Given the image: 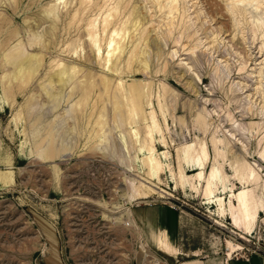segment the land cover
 <instances>
[{
    "label": "rangeland",
    "instance_id": "374dc122",
    "mask_svg": "<svg viewBox=\"0 0 264 264\" xmlns=\"http://www.w3.org/2000/svg\"><path fill=\"white\" fill-rule=\"evenodd\" d=\"M16 1L0 0V17L4 18L6 16V21H3L5 18H0V25L3 26H0V41L2 42L11 31L13 32L12 38L16 36L15 40L13 39L14 41L10 39V42H7V44L11 45L7 46L8 48L14 47L20 41L25 42L32 36V32L33 34L36 33L37 36H42L43 42L46 38H49L47 36H50L51 31L47 30L52 25L51 17L48 15L49 10L45 11L44 9H47L48 5L52 6L53 3H57V5L54 4V6H57V20L59 19V25L56 22L58 30L56 34L60 33V35L55 37V46H52V44L46 50L48 53L45 55L44 64L41 70L38 71L39 73L33 77V80L30 81L31 83L23 84L26 86H21L22 88H19L14 83L13 86L8 82L6 73H8L10 65L2 61V56L4 57L3 53L5 54L9 49L6 45L2 46L3 50L2 48L0 49L2 51L0 53V64L5 63L4 66L0 65V264H140L141 250L139 246L143 242L146 243V249L150 254L164 261L163 257L168 258L169 256L156 248L152 240V232H156V229L161 224L166 226V228L168 227L171 237L188 256H194L192 255L194 250L199 252L198 255L209 254L212 258L227 259V250L223 240L230 238L245 245L240 254L235 255L232 259H245L247 255L250 257L259 255L264 258V213L260 214L261 217H259L257 222L255 233L252 234L250 241L247 242L232 232L227 219L224 220L225 226L218 225L213 219L214 216L209 214L206 205L202 203L201 196L191 191L175 190L172 191L174 197L167 196L166 198H160L158 195L152 194L149 198L140 202H129L121 196L122 189L128 191V186L138 185L139 182L171 192L170 188L173 185L169 182V168L177 171L176 149L184 142L194 139L193 137H201V135L194 134L195 130L193 129L192 120L194 117L190 113L195 110V107H192L194 103H197L196 107L199 110L209 111L212 115L215 110L221 114L231 110L235 117L239 118V105L240 102L246 101L245 96L255 95L254 97H257L258 94L253 90L254 85L256 86L255 78L253 75L250 76L249 73L251 70H257L261 66L260 62L264 60V49L260 50L262 42L260 31L257 29V24L261 21L264 22V0H255L247 7L245 14L232 13V0H177V13L179 12V24L178 22L177 24L180 26L178 27L177 25L178 29H175L172 39L160 37L162 44L161 55L151 54L150 65L146 69V73L133 75L123 71L122 76L110 70L107 66L108 64L103 66L104 60L101 58L106 34L101 27L103 26L104 16L110 11V13L114 14L120 12V17L113 19L112 14L109 16V19L112 17V27L114 28L119 25L121 27L124 24L128 17L127 9L134 5L139 6V9L147 15L152 13V18L155 22L161 19L162 13H164L163 8L158 10V6L154 5V3L152 4L150 0H130L126 10L120 6V8L118 7L117 0H85L83 3H80V0H61L59 4L55 0ZM16 3L17 6L15 5ZM147 10L150 12L147 13ZM42 11L44 14L41 13ZM75 11H78V15L72 19V14ZM5 13L7 15L4 16ZM27 15L28 17H26ZM40 15L44 17L45 21L37 25ZM27 18L29 24H26L28 23ZM26 20L27 22H25ZM89 20H95L94 27H92L98 36L95 43L96 46L101 44L102 49L100 48L99 50L101 54L98 57L100 59L92 58V52L88 46L89 35L86 34L85 27H87L86 22H89ZM2 21L5 22V25L8 24L5 26L1 24ZM11 21L17 26V29L10 23ZM69 21L75 27L69 26ZM147 23H149L148 26L146 25L147 27L152 25L150 21ZM28 26L31 30L26 29ZM187 27L189 29L188 31L186 30V33L190 32V36H192L193 31H196L195 34L193 32L194 37L190 38L189 43L198 44L197 48L199 49L196 50L199 56L198 62L193 61V55L192 52H189V47L185 49L187 46L183 48L180 44L175 45L173 43V38L177 37V35L180 36L181 33L183 34ZM13 28L17 31L14 32ZM29 32L30 34H28ZM154 33L151 32V34ZM214 33H217L216 40H213ZM187 34L183 35L186 36ZM20 36L22 38H18ZM68 43L69 46L76 45L73 47L68 46V49ZM30 47L32 52L39 51V45ZM54 47L55 49H53ZM74 47L75 53L72 52ZM132 47L133 45L131 46L128 43L126 51ZM50 51L52 52L49 53ZM126 51L122 54L123 61L120 63L121 66L124 65V61L129 57L130 51ZM71 53H73L72 56L70 55ZM85 54L90 55V60L88 59L87 63H84L87 59ZM57 55L63 58L62 61L66 59L65 62L74 60L78 63H76L77 66L82 68L84 66V70L82 69L81 72L86 71L89 67L88 71H92L88 76L95 78L94 81L100 80L102 78H99L101 75H108L117 78L121 77L124 84L130 83L132 80L152 82V104L145 105V107H147V113L152 109L157 111L160 118V126L162 127V131L154 133L156 143L152 142L155 147L154 153L162 161L164 168L160 176V182H158V179L152 180L146 175L144 158L149 154L148 150H142L143 153L138 151L139 143L144 138V127L139 130L141 133L139 132L140 135L139 133L137 135L138 140L133 138L135 136L132 132L131 139L130 136L128 138L130 126L132 125L135 128V124L130 125L128 122L122 124L120 120L119 122H114L111 119L113 110L110 107V103L106 101L105 104H101L102 106L105 105V107L100 105L96 109L91 108L96 96H91L82 107L80 105L76 106L74 100L67 102L65 99L67 98L66 95L69 94L67 93L69 89L67 87L72 83L69 82L70 84L67 83L65 87L67 89L63 88L64 94L60 99L59 107H53V102L48 98L47 94L43 93L44 90L39 86L42 84L41 81L43 82L47 77L44 74H47L48 70L50 72L53 68L49 65H54L58 61L56 59H59ZM101 60L103 62H99ZM218 63L224 66L223 73L227 74L221 80L215 73V66ZM241 63L246 66L243 70H239ZM90 64L92 65L91 67ZM197 74L200 79H198ZM179 75H181V80L177 78ZM192 75L196 79V93L190 91L184 84ZM83 79L81 78L80 80ZM77 80V83H79V78ZM3 83L7 84L3 85ZM162 84H166L173 91L169 95H178L175 98H168L171 103L173 102L179 107L171 111V113L169 109L164 110V115L167 118L166 123L163 122L164 120L160 116V109L157 103L160 101L163 105L166 104V99L163 96L165 91L162 88ZM74 85L78 84L74 83ZM74 85L72 83V86ZM5 86L15 89L16 92L14 90L10 91V89L7 90ZM23 87L26 90H20L24 89ZM4 89L8 93L11 92V95H9L10 93L7 94ZM78 89L80 90V86ZM79 90L77 91L79 92ZM18 93L20 94L18 95ZM94 94L105 95L103 91L98 89L92 95ZM194 95L199 96L195 98ZM8 97L9 101L6 99ZM27 98H31L28 101L29 105L26 104L28 103ZM31 103L33 105L29 109L28 107ZM184 103H186L185 107L182 106ZM191 104L192 109L190 107ZM261 104H259L258 98L255 102V108ZM86 106H89L88 109H86ZM90 108L94 113L99 112V109L108 113L107 122L104 126L105 132H100H104L102 140L98 138L91 142L89 139L90 124H88V119H86L88 118L86 112L89 113ZM84 110L85 113L83 114ZM71 111L73 112L71 113ZM26 113L28 116H25ZM76 113L79 117H77ZM39 115H42L41 118ZM181 115L185 118L183 122L176 120ZM213 116L212 122L214 123L212 128L218 122L217 116ZM33 117L34 119H32ZM52 118H55V121ZM250 121L256 122L259 119L251 116L246 122ZM49 123H51V126ZM227 123V120L224 119V125ZM73 125L75 127L70 130ZM49 127L55 129V131L53 130L54 137H57L56 139L54 138L56 142L52 143L55 148L52 146L50 148L52 147V152L59 155L51 159L41 160L37 158V153L39 152L37 143ZM122 133L126 136L124 137L127 141H125V146L120 141L119 134ZM160 134L164 135L163 137L167 142L164 146L158 143ZM105 137L107 138L104 139ZM140 137L143 138L140 139ZM260 148L259 138H257L251 146L252 155L256 156ZM103 149L115 154L118 152V155L123 153L125 167L129 168V171L126 172L108 156L99 152ZM162 152H167L166 159L161 155ZM249 159L252 160L251 158ZM1 174H4V177ZM5 177L7 178L6 180L4 179ZM123 178H128L126 179L127 184H123ZM103 202H116L117 204L130 207L137 225L128 226L121 223H112L110 220L105 219L102 216V211L103 208L107 209V206H104ZM241 254L244 255L242 256ZM168 260L169 264L175 263V258L173 257Z\"/></svg>",
    "mask_w": 264,
    "mask_h": 264
},
{
    "label": "bare ground",
    "instance_id": "6f19581e",
    "mask_svg": "<svg viewBox=\"0 0 264 264\" xmlns=\"http://www.w3.org/2000/svg\"><path fill=\"white\" fill-rule=\"evenodd\" d=\"M254 1L255 0H232L231 1L232 13L235 12L236 14H245L247 12V7L249 5H251ZM55 2H58V4H59L61 2V0H55ZM83 2H85V0H80V3H83ZM129 2H130V0H117V5H118V7L120 6L121 8L126 10L128 5H129ZM150 2L152 4L154 3V5H157L159 8L158 10H161L162 8L164 10V13H162L163 15H162L161 19L158 20L157 22H155L153 20L152 13L147 15L146 13H143L139 9V6L134 5L131 8H128L129 10L127 9L128 17L124 21V24L121 27L119 25L118 27L115 26L113 28L112 27L113 20H112V17H111V19H109V16H110V14H112L113 19H114L115 17L119 16L120 12L118 14L110 13L111 11L107 14L105 13L106 15L103 18V26L101 27L102 31H104L106 34L104 37L105 38L104 49L101 48V44H98L97 46L95 44L97 42V38H98V36L95 33V30L93 28L95 20H89V22L87 21L86 22L87 27H85V32L87 35H89L88 36V46L90 48V51L92 52V56H93L92 58H98L100 56L101 53H99V50L101 48L102 49V58L101 59H103L104 62L102 60L99 62H103V66L108 64L107 66L110 70H112L116 73H119L120 75L123 73V71H125L127 73L128 72L132 73L133 75H137L139 73H143V74L146 73V71H147L146 69L150 65L151 56H152L151 54H156V55L160 56L162 53L161 52L162 51V44H161V38L160 37L162 36L166 39H169V38L172 39L175 29H178V27L180 26V25H178L179 24V22H178L179 12L177 13V11H178L177 0H150ZM54 4L55 3H53L52 6L48 5L49 8L46 6L47 9L46 8L44 9L45 11L49 10L48 15L51 17V24H52L50 26L49 30H47V31H51V34H50V36H47L49 38H46V40L44 42L42 41L43 38L41 39L42 36L41 37L37 36L36 33L33 34V32L31 31L32 36L30 35L31 37L28 38V40H26L27 42L26 41L23 42V41L19 40L20 43L16 44L12 48H10V47L8 48L7 46H11V45L7 44V42L10 39L13 40L16 37L14 34L15 37L12 38L13 32L12 31L10 32V30H9L10 34L7 35V33H5L7 35L6 38L2 42L0 41V49L2 48L3 45H6V47L9 49V51H8V49H6L8 52H5V54L3 53L4 57L2 56V59H3L2 61H4L5 63H8L10 65L9 71L6 70V71H8V73H6L8 75L7 80L10 84L13 85V83H14L15 85H18L19 88H22L21 86L25 87L27 85L26 83L33 80V77H35V75L37 73H39L38 71L41 70V67L44 64L45 55H46V53H48L46 50L49 47H51L52 44H53L52 46H55L54 45V42H55L54 40H56L55 37L59 36L60 33L58 35L56 34V32H58L56 22H58V25H59V19L57 20V16H56L57 6H54ZM15 5L17 6V3ZM55 5H57V3ZM150 6H152V5H150ZM119 8H118V10H119ZM12 11H13V9H12ZM43 11L41 13H43ZM148 12H150V11L147 10V13ZM1 14H2V12H1ZM79 14H80V11H79ZM5 15H7V14L5 13L4 16ZM14 15L16 16V14H14ZM76 15H78V11H75V13L72 14L71 18L74 19ZM26 17H28V15ZM0 18L4 19L3 17H0ZM8 18H9V16H8ZM47 18H49V17H47ZM122 19H124V18H122ZM27 20H28V18H27ZM27 20L25 22H27ZM3 21H6V18ZM3 21L1 22V24L5 23ZM38 21L39 22H37V25H40L45 21V19H44V17H42L40 15ZM149 21L152 22L151 23L152 25L150 27H147L149 25V23H147V22H149ZM7 22H9V21H7ZM76 22H77V19H76ZM177 22H178V24H177ZM10 23H12V21ZM14 23H15V21H14ZM69 23H70L69 26L74 25V24H71L72 23L71 21H69ZM26 24H29V20H28V23H26ZM177 25H178V27H177ZM23 26H25V25H23ZM1 27H3V26H1ZM16 27L17 26H15V29H17ZM73 27H75V26H73ZM26 29H30L29 26ZM188 29H189V27H187L185 29L183 34H187L186 32L188 31ZM257 29L260 31V36H261V41H262L261 46H260V50H262V49H264V22L261 21L260 23H258ZM12 30H14V28ZM20 30H21V28H20ZM16 31L14 30V32H16ZM151 32H155V33L151 34ZM193 32L191 34L192 36H193ZM195 32H194V34H195ZM0 33H1V28H0ZM28 34H30V32ZM48 34H49V32H48ZM183 34L181 33L180 36L177 35V37L174 36L175 38H173V43L175 45L180 44L183 48L185 46H187V47H185V49H188V47H189V49H190L189 52H192V55H193L192 56L193 61L198 62L199 56L196 53V50L199 49V48H197L198 44L197 43L192 44V42H191L192 46H190L191 44L189 43V41H190V38L192 37V36H190V32H188V34L186 36ZM126 36H127V38H126ZM216 37H217V33L216 34L214 33L213 40L214 39L216 40ZM18 38H22V37L20 36ZM125 39L127 40L126 42H125ZM17 40H16V42H17ZM58 42H57V44H58ZM128 43L131 46L133 45V47L130 50L127 49L128 52L130 51V54L128 55L129 57L127 58L126 61H124L125 63L123 62L124 65L121 66L120 63H121V61H123L122 54L125 53L126 48L128 47ZM34 45H39V47H38L39 51L32 52V50H30V48H31L30 46H34ZM74 45H76V44H73V46ZM68 46H69V43L67 45V48H68ZM73 46H69V47H73ZM4 48H5V46H4ZM53 49H55V47ZM2 50H3V48H2ZM1 52L2 51H0V53ZM51 52L52 51H50L49 53H51ZM72 52L75 53V47H74ZM104 52H105V55H104ZM59 53H60V51H59ZM73 53H71L70 55L72 56ZM89 56H90L89 54H87L86 57L84 56L85 58H87L84 61V63H87L86 61L88 59L90 60ZM56 59L58 61H56V63L54 65L52 64L53 66L49 65V66H51V68L52 67L53 68L51 69L50 72L48 70L50 68L47 69L49 73L47 72L48 75L44 74L47 77L45 78V80L43 82L41 81L42 84L39 86V87H42V89L45 91L44 92L42 90L43 93L47 94L48 98L51 99V101L53 102V104H54L53 107L54 108H56L55 106L59 107L60 99H61V97H63V94H64L63 88L65 89V87L67 86V83H69V82H72L73 85H74V83L78 84V85L72 86V83H71V85L67 87L70 89V90L69 89L67 90V93H69V94L66 95L67 98H65L67 100V102H71L72 100H74V104L76 106L80 105V107H82L83 105H85L88 102V99L91 96L92 97L96 96L94 98L95 100L93 101L91 108L96 109V108L100 107L101 104H103V103L105 104L106 101L108 103H110V107L113 110L112 111V118L111 117L110 118L114 122L115 121L119 122V120H120V121H122V124H126V122H128V124H130V125L135 124V126H136L135 128H133L132 125L130 126V130H129L130 132H129V134L127 133L128 135L126 134L128 136V138L130 136V139H131L132 133H133V135L135 136L133 138L137 139V137H138L137 135L140 132L139 131L140 128L143 129V127H144V129H143L144 130V135H143L144 138L142 137L143 140H142V142L139 143L138 151H142L144 149L148 150L149 154L144 158V165H145L146 172H147L146 175H148V178H150L152 180L158 179V182H160L161 181L160 176H161L164 168L162 165V161L159 158H157L155 153H154L155 147L152 145V142L156 141L154 138L155 137L154 133L155 132L159 133L160 131H162L161 130L162 127L160 126V122H159L160 118L158 116L159 114L157 113V111L152 109V110H150V112L148 111V113H147L146 112L147 107H145V105H151L152 104V97H151V93H152L151 84H152V82H148V81L143 82L142 80H132L130 83L124 84L123 83L124 81L121 79V77L117 78V77L108 76V75H105V76L101 75L99 77V78L102 77L100 80L94 81L95 78L93 79V78H90L88 76L89 73L92 71V70L88 71V68H89L88 66H87L88 68L86 69V71L81 72L82 69L84 70V66H83V68L77 66L78 63L75 62L74 60H72V61L68 60L67 62H65L67 59L65 61L64 60L62 61L63 58H61V57H59V59L58 58H56ZM98 59H100V58H98ZM52 61H53V59H52ZM88 62H90V61H88ZM5 63L4 64L1 63V64L4 66ZM219 63L215 66L216 67L215 73L217 74V76L221 80L223 77H226L227 74L223 73V67L224 66L220 65ZM260 64H261V66L259 68L257 67L258 68L257 70H254V71L251 70V72L249 73L250 76L253 75V77L255 78L256 86L254 85L253 90H255L254 92L258 95L256 98L254 97L255 95H246L245 96L246 101L240 102L239 118L235 117V115L231 112V110L226 111L225 114H221V113H219V111L215 110L213 112V115L217 116L218 122H216V124L212 128V124L214 123V122H212V119L214 117L212 115V113L209 111L204 112V111H202L203 109H201V108H200L201 110H199V108L196 107L197 103H194L193 106H192V104L190 105V107L191 106L195 107V110H193V112L192 111L190 112L191 116L194 117L192 119L193 120V129L195 130L194 134L195 135L198 134V136L201 135V137H193L194 139H192L191 141L184 142L182 145H180L176 149V156L175 157H176V162H177V171L176 170L173 171L171 168H169V171H170V181L169 182L172 183V185H173L170 188L171 192L167 191L166 189L159 188V187L149 186V185L147 186L145 183L139 182L138 185H133L130 187L128 186L127 187L129 189L128 191L126 189H122L123 191L121 193V196L124 199H126V201L128 200L129 202H133V201L140 202L142 200H146L152 194H156L160 198H166L167 196L174 197L172 191H175V190H182L184 192L191 191V192L196 193L197 195L201 196L202 203L206 205V207L209 211V214L214 216L213 219L218 225L225 226L224 220L227 219L229 221V224H230L229 226H231L232 232L234 234H236L239 238L244 239L247 242L250 241V237L252 236L253 233H255L254 231L256 230L255 228H256V225L258 224L257 222L259 220V217H261L260 214L264 213V165H263V163H264V60L262 62H260ZM244 65L245 64L241 63V65L239 66V70L245 69L244 67H246V66H244ZM91 66L92 65L90 64V67ZM79 73H81V74L79 75ZM91 74H93V73H91ZM81 76H83V77H81ZM80 77L82 79L83 78L84 79L80 80L81 79ZM87 77H89V78L85 79ZM180 77H181V75L177 76V78L179 80H181ZM197 77H198V79H200L199 75ZM77 78H79V83H77L78 82ZM75 80H77V81L73 82ZM30 83H29V85H30ZM1 84H2V81H1ZM4 84H7V83H3V85ZM23 84H26V85H23ZM37 84H38V82H37ZM184 84H185L186 88H188L190 91H193L194 93L197 92L196 79L193 75L190 76L189 80L185 81ZM162 85H163L162 88L165 91L164 92L165 95H163V96L166 99V104L163 105L160 101H158L157 103H158V106L160 109V114H161L160 116L163 118V120H164L163 122H165V121H167V118L164 115V110L169 109L170 113H171V111L176 110L179 106H177V104H173V102L171 103L170 102L171 100L168 99L169 97L175 98L178 95H169V94L173 93V91L166 84H162ZM7 86H9V85H7ZM7 86H5V87L7 90H9L10 88ZM79 86H80V90L78 89ZM15 87H17V86H15ZM18 87H17V89H19ZM3 88H4V86H3ZM76 89L79 90V92ZM97 89L103 91L105 93V95L104 94L103 95L97 94L99 96H97L95 94L92 95L93 93H95V91ZM11 90L15 91V89H13V88L10 89V91ZM20 90L24 91L26 89L24 88V89H20ZM4 91L7 92V94L10 93L9 95H11V92L8 93V91H6L5 89H4ZM19 94L20 93H18V95ZM12 96H14V95H12ZM47 96H45V97H47ZM194 96H195V98H198L199 95H194ZM258 98H259V104L260 103H262V104L259 107L255 108V102L258 100ZM6 99L8 100L9 97ZM29 100H31V98H29L27 100V102ZM238 101H239V99H238ZM153 102H154V100H153ZM13 104H15V103H13ZM26 104L29 105L30 103L28 102ZM72 104H73V102H72ZM185 104L186 103H184L182 106L185 107ZM32 105L33 104L31 103V105L28 108L30 109V107ZM103 106L105 107V105H103ZM88 107L86 109H88ZM192 107H191V109H192ZM91 108H90V110H91ZM186 108H187V106H186ZM63 110H65V109H63ZM75 110L77 111V109H75ZM90 110H89V113L86 112V114H88V116H87L88 118H86V119H88V124H90L89 125L90 126V129H89L90 134L88 135L89 139L91 140V142L95 141V139H98V138L102 140V138L104 137L103 136V134L105 132L104 126L106 125V122H107L108 113H106V111H103L100 109H99V112H97V113H94L93 110H91V111ZM73 111H74V109H73ZM73 111H71V113ZM82 113L84 114L85 110ZM26 115H27V113L25 114V116ZM76 115H77V113H76ZM82 115H81V117H82ZM41 116H40V118H41ZM168 116H169V114H168ZM251 116L257 117L259 119V121L246 122V120L250 119ZM77 117H79V116L77 115ZM104 117H105V119H104ZM32 119H34V117ZM35 119H36V117H35ZM224 119H226L228 122L226 125H224ZM74 120H75V118H74ZM78 120H80V119H78ZM145 120H147V121H145ZM176 120L183 122L185 120V118H184V116L181 115L178 118H176ZM15 121H17V120H15ZM93 121H94V123H93ZM53 124H54V122H53ZM49 125L51 126V123H49ZM49 125H47V126H49ZM71 127H72V129H70V130H73V128L75 126L73 125ZM85 129H86V127H85ZM53 130L55 131V129H53V127H51V128L49 127L48 129L45 130L44 136L42 135L41 138L38 140L37 144L39 146H37V147H38L39 152L37 153V158H39L41 160L51 159V158H54V156L59 155L58 153L52 152L53 148H55L52 145L56 142L55 139L57 138L56 136L54 137ZM80 130H79V132H80ZM83 130H82V132H83ZM86 130L88 132V129H86ZM107 130H108V128H107ZM102 131H104V132L100 133ZM71 132H73V131H71ZM140 133H139V135H140ZM100 135H101V137H100ZM119 136H120V141L122 142V145L125 146V143L127 142L124 139V137H126L125 134L122 133V134H119ZM159 136L160 137L158 139V143L162 146L166 145L167 142H166L165 138L163 137L164 135L160 134ZM106 138L107 137H105L104 139H106ZM142 138L140 137V139H142ZM257 138H259V143H260L261 148H260V150H258V152L255 156V155H252L251 146L253 144V141H255V139H257ZM104 139H103V141H104ZM87 141H88V139H87ZM133 144H135V143H133ZM50 146H52L53 148L52 147L50 148ZM106 149H103L99 152H102V154L108 156L110 159H112V161H114V163H116L118 166H120L126 172L129 171V168L125 167V160H124L123 153L118 155V152H117V154H115L113 152H108L107 151L108 149L107 150ZM57 151H58V149H57ZM142 153H143V151H142ZM161 155L166 159L167 152L166 153L162 152ZM249 158H251L252 160H250ZM126 165H128V164H126ZM189 172H192V173L189 174ZM1 175H2V177H4V174H1ZM4 179L6 180L7 178L5 177ZM126 179H128V178H123V184H127ZM132 182H134V181H132ZM103 204H104V206H107V209L103 208V211H102V216L105 219L110 220L112 223H121V224H125L128 226H136L137 225L136 219L134 218V216L132 214L133 212L131 211L130 207L123 206L122 204H117L116 202H108V203L103 202ZM167 228H166V226L161 224V225H159V228L156 229V232H152V240H153L156 248H158L162 253L170 255L175 259L178 258L180 255L188 256V254H186L185 251L180 246H178L176 244V242L174 241V239L171 237V235L169 233L170 230ZM223 243H224L225 248L227 250V253H226L227 259H232L235 255L240 254L241 250H243L245 248L244 247L245 245H242L239 242H235V240L230 239V238H225L223 240ZM215 244H217V243H215ZM139 247L141 250V257H140V262H139L140 264H164L163 261H161L159 258H157L156 256H154L148 252V250L146 249V243L143 242ZM198 254H199L198 251L193 250L192 255L196 256ZM180 264H185V262L182 261Z\"/></svg>",
    "mask_w": 264,
    "mask_h": 264
},
{
    "label": "crops",
    "instance_id": "0c3cea01",
    "mask_svg": "<svg viewBox=\"0 0 264 264\" xmlns=\"http://www.w3.org/2000/svg\"><path fill=\"white\" fill-rule=\"evenodd\" d=\"M167 256L169 257L168 258L163 257L164 264H169L168 259L172 257L170 255ZM182 261L185 262V264H264V258H262L259 255H252L249 259H224V258L219 259V258H212L209 254H205V255L203 254L194 257L180 255L178 258L175 259L174 264H180Z\"/></svg>",
    "mask_w": 264,
    "mask_h": 264
},
{
    "label": "built area",
    "instance_id": "2783aa9c",
    "mask_svg": "<svg viewBox=\"0 0 264 264\" xmlns=\"http://www.w3.org/2000/svg\"><path fill=\"white\" fill-rule=\"evenodd\" d=\"M249 258H250V256H249V255H247L245 259H249Z\"/></svg>",
    "mask_w": 264,
    "mask_h": 264
}]
</instances>
